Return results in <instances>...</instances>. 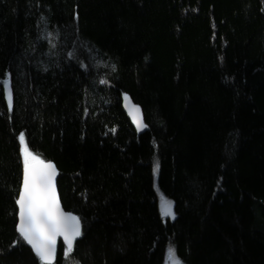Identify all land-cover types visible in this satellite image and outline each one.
Returning a JSON list of instances; mask_svg holds the SVG:
<instances>
[{
    "label": "trees",
    "instance_id": "obj_1",
    "mask_svg": "<svg viewBox=\"0 0 264 264\" xmlns=\"http://www.w3.org/2000/svg\"><path fill=\"white\" fill-rule=\"evenodd\" d=\"M41 15L65 38L52 56ZM4 73L0 264H40L12 247L21 132L81 219L55 264H163L170 248L182 264H264V0H0ZM125 94L147 132L124 114Z\"/></svg>",
    "mask_w": 264,
    "mask_h": 264
},
{
    "label": "snow or ice",
    "instance_id": "obj_2",
    "mask_svg": "<svg viewBox=\"0 0 264 264\" xmlns=\"http://www.w3.org/2000/svg\"><path fill=\"white\" fill-rule=\"evenodd\" d=\"M75 18H78V14ZM39 20L44 23L45 27L40 30L37 40L47 41L48 51L45 53L46 55H55L58 49L62 50V42L65 38L59 32L48 31L47 20L44 15H41ZM37 47L38 45H33V51H36ZM92 55L91 50L84 52L86 58L90 59ZM67 56L69 60L75 61L81 69L87 71L88 65L77 51L69 50ZM103 63L107 64L106 61ZM109 67L112 72L116 71L115 64H111ZM43 70H48L47 65L43 66ZM8 75V73L2 74L0 85H2V96L6 99L8 108L11 110L13 91ZM108 83L109 81L104 78L99 80L101 85ZM123 99L127 100L128 96L125 94ZM84 111L87 115L89 110L85 108ZM134 122H136L135 117ZM136 126L138 131L147 127L142 122H138ZM18 142L22 174L18 195L14 202L17 217L15 232L18 233L20 240L13 241L12 247L15 248L22 241L31 247V251L39 259L40 264H53L57 256V238L63 239L64 256L67 257L73 251L74 241L82 235L81 219L70 213H65L61 208L55 183L57 170L53 163L45 161L28 148L23 132L18 134ZM161 212L162 216L175 218L171 203L163 205ZM169 255L173 257V264H181L175 257L174 248L169 249Z\"/></svg>",
    "mask_w": 264,
    "mask_h": 264
},
{
    "label": "water",
    "instance_id": "obj_3",
    "mask_svg": "<svg viewBox=\"0 0 264 264\" xmlns=\"http://www.w3.org/2000/svg\"><path fill=\"white\" fill-rule=\"evenodd\" d=\"M8 78H9V75H8ZM122 109H123V112L124 114L126 115V117L128 118L131 126L139 133V134H143L145 132H147V127H143L141 130H137V126L136 124L138 122H142L144 124V119H143V114H142V110L139 106L135 105L131 99H127V100H123L122 101ZM134 117L136 119V122H134ZM145 125V124H144ZM54 165V164H53ZM55 167V165H54ZM56 168V167H55ZM57 170V168H56ZM58 175H59V172L57 170V176H56V180H55V183H57V179H58ZM57 189V187H56ZM57 196H58V200L60 202V199H59V195H58V192H57ZM60 205H61V202H60ZM61 208L63 209L62 205H61ZM63 211L65 213H69V212H66L64 209ZM72 214V213H70ZM74 215V214H72ZM79 237L76 239V241H74V245L75 243L78 241ZM62 244L63 245V239L61 237H58L57 238V256H58V250H59V245ZM73 245V246H74ZM26 246L31 250V247L29 245L26 244ZM64 247V245H63ZM33 253V252H32ZM34 254V253H33ZM35 255V254H34ZM57 256H56V259H57ZM56 259L54 260L53 264H55L56 262Z\"/></svg>",
    "mask_w": 264,
    "mask_h": 264
},
{
    "label": "rangeland",
    "instance_id": "obj_4",
    "mask_svg": "<svg viewBox=\"0 0 264 264\" xmlns=\"http://www.w3.org/2000/svg\"><path fill=\"white\" fill-rule=\"evenodd\" d=\"M158 201H159V212H160V214H161V216H162V212H161V210H162V206L163 205H165V204H167V203H170L166 198H164V197H161V196H158ZM171 206H172V204H171ZM172 211H173V209H172ZM163 218H167L168 220H173L174 218H170V217H167V216H162ZM175 257H176V255H175ZM177 258V257H176ZM178 259V258H177ZM179 260V259H178ZM180 261V260H179ZM181 262V261H180ZM163 264H173V257L172 256H170L169 255V250L168 251H166V253H165V256H164V263ZM182 264V263H181Z\"/></svg>",
    "mask_w": 264,
    "mask_h": 264
}]
</instances>
